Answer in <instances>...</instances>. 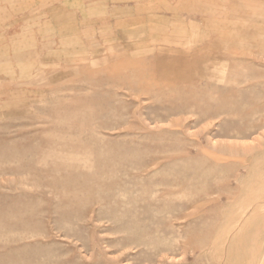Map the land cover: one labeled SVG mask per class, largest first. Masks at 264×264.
<instances>
[{"label": "rangeland", "instance_id": "obj_1", "mask_svg": "<svg viewBox=\"0 0 264 264\" xmlns=\"http://www.w3.org/2000/svg\"><path fill=\"white\" fill-rule=\"evenodd\" d=\"M0 264H264V0H0Z\"/></svg>", "mask_w": 264, "mask_h": 264}, {"label": "bare ground", "instance_id": "obj_2", "mask_svg": "<svg viewBox=\"0 0 264 264\" xmlns=\"http://www.w3.org/2000/svg\"><path fill=\"white\" fill-rule=\"evenodd\" d=\"M203 10H205V9H203ZM207 10V9H206ZM208 11V10H207ZM207 11H206V14H207ZM210 12V11H209ZM217 12V11H216ZM202 13V12H201ZM211 14V13H210ZM213 14V13H212ZM234 24H235V22H233ZM233 24V25H234ZM236 27L238 26V24L237 25H235ZM238 29V28H237ZM243 214V213H242ZM236 226V225H235ZM232 249V248H231ZM230 252V251H229ZM261 259V258H260Z\"/></svg>", "mask_w": 264, "mask_h": 264}]
</instances>
